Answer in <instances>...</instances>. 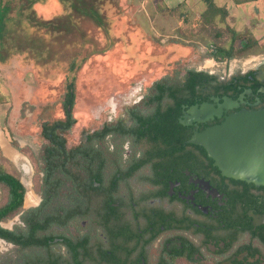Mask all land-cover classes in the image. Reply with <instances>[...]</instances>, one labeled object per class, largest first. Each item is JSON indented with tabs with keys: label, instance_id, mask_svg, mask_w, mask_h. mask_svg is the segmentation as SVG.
<instances>
[{
	"label": "flooded vegetation",
	"instance_id": "obj_1",
	"mask_svg": "<svg viewBox=\"0 0 264 264\" xmlns=\"http://www.w3.org/2000/svg\"><path fill=\"white\" fill-rule=\"evenodd\" d=\"M123 37L122 60L108 62L124 67L122 80H94L85 96L61 81L58 116L38 133L35 190L20 155V207L7 206L0 183V264H264V185L222 175L191 142L229 114L264 108V55L190 65L168 61L176 42L162 60L160 46ZM55 139L72 173L47 177Z\"/></svg>",
	"mask_w": 264,
	"mask_h": 264
},
{
	"label": "rangeland",
	"instance_id": "obj_2",
	"mask_svg": "<svg viewBox=\"0 0 264 264\" xmlns=\"http://www.w3.org/2000/svg\"><path fill=\"white\" fill-rule=\"evenodd\" d=\"M123 1L4 0V8L0 7V166L22 178L21 160L16 158L25 157L33 169V174L25 177L32 183L29 191L39 182L35 159L41 143L39 129L44 120L58 116L55 106L62 95L61 81L81 83L77 96H85L94 80H122L124 67L113 68L108 62L122 60L118 53L127 42L123 36L132 33L150 42V50L160 46L162 53L165 45L176 42L181 46L176 57L168 52L161 54L162 60L169 55L168 61L190 65L203 63L210 44L230 43L224 23L205 28L195 23L194 14L179 17L176 8L168 10L170 15L165 18L143 16L130 23L128 16L136 10ZM228 10L234 16L227 24L239 31L248 27L258 40L249 52L235 56V63L251 54L264 55V4H248L242 9L230 4ZM233 45L238 49L239 40ZM206 64L222 67L212 60ZM5 196L6 188L0 184V203Z\"/></svg>",
	"mask_w": 264,
	"mask_h": 264
},
{
	"label": "water",
	"instance_id": "obj_3",
	"mask_svg": "<svg viewBox=\"0 0 264 264\" xmlns=\"http://www.w3.org/2000/svg\"><path fill=\"white\" fill-rule=\"evenodd\" d=\"M191 142L205 148L222 175L264 185V108L229 114Z\"/></svg>",
	"mask_w": 264,
	"mask_h": 264
},
{
	"label": "trees",
	"instance_id": "obj_4",
	"mask_svg": "<svg viewBox=\"0 0 264 264\" xmlns=\"http://www.w3.org/2000/svg\"><path fill=\"white\" fill-rule=\"evenodd\" d=\"M205 3V9L201 12L195 23L200 26H205V28H209V26H213L217 22H221L225 24V30L229 33L230 43L228 46L210 44L209 53L207 56L215 57V58H227L231 59L237 55H243L249 52V49L254 47L258 40L253 36L250 29L248 27L245 28L244 31H239L231 27L227 24V18L229 17V10L226 7H219L216 5L214 0H203ZM235 5H244L251 1H259V0H231ZM1 9L4 8V0H0ZM3 11V10H2ZM233 19V18H231ZM215 35L219 36L218 32H215ZM240 42V47L238 49H234V42ZM0 95V99H1ZM45 127V125H43ZM61 142L55 139L53 143H51L50 147H48V151L50 153L51 167L47 169V177H59L60 174H69L72 173V154L70 150L65 149L63 146L59 147ZM58 145V147H57ZM64 156V157H62ZM44 157V156H43ZM49 159V158H48ZM44 169V168H43ZM0 183L4 184L7 187V206L8 207H20L23 201L24 187L21 185L19 180L11 173L4 170L3 167L0 166Z\"/></svg>",
	"mask_w": 264,
	"mask_h": 264
},
{
	"label": "crops",
	"instance_id": "obj_5",
	"mask_svg": "<svg viewBox=\"0 0 264 264\" xmlns=\"http://www.w3.org/2000/svg\"><path fill=\"white\" fill-rule=\"evenodd\" d=\"M124 4L128 6L135 7V14L128 16V22L133 23L132 20L138 22L139 19H151L152 16L159 15L161 18H165L169 16L168 10H172L176 8L179 10V17L184 18L187 17L186 13L192 16L193 14L198 17V15L204 11L205 3L203 0H124ZM217 6L226 7L229 9L230 4L235 8L242 9L248 4H252V6H258L260 4H264V0L259 1H251L244 5H235L231 0H214ZM149 8L150 10H146ZM151 11V12H150ZM181 14V15H180ZM234 15L230 13L227 20L233 18Z\"/></svg>",
	"mask_w": 264,
	"mask_h": 264
}]
</instances>
